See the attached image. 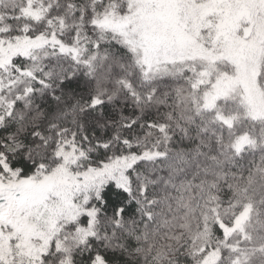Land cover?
I'll use <instances>...</instances> for the list:
<instances>
[{
  "label": "snow or ice",
  "instance_id": "6c2138e0",
  "mask_svg": "<svg viewBox=\"0 0 264 264\" xmlns=\"http://www.w3.org/2000/svg\"><path fill=\"white\" fill-rule=\"evenodd\" d=\"M0 264H264V0H0Z\"/></svg>",
  "mask_w": 264,
  "mask_h": 264
}]
</instances>
